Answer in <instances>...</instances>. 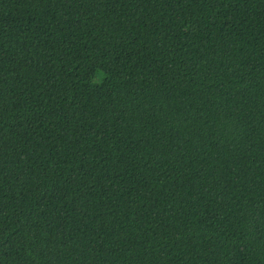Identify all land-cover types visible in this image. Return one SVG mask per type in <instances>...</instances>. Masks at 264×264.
I'll return each mask as SVG.
<instances>
[{"label": "trees", "instance_id": "16d2710c", "mask_svg": "<svg viewBox=\"0 0 264 264\" xmlns=\"http://www.w3.org/2000/svg\"><path fill=\"white\" fill-rule=\"evenodd\" d=\"M0 264H264V0H0Z\"/></svg>", "mask_w": 264, "mask_h": 264}]
</instances>
